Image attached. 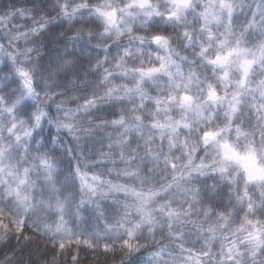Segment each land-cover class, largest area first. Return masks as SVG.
<instances>
[{"label":"clouds","instance_id":"9594fccd","mask_svg":"<svg viewBox=\"0 0 264 264\" xmlns=\"http://www.w3.org/2000/svg\"><path fill=\"white\" fill-rule=\"evenodd\" d=\"M0 264H264V0H0Z\"/></svg>","mask_w":264,"mask_h":264}]
</instances>
